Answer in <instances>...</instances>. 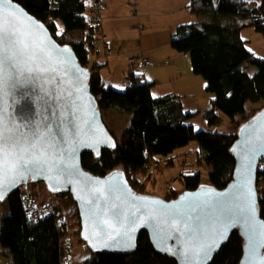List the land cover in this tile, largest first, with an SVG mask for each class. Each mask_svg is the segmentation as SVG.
<instances>
[{"label": "trees", "instance_id": "1", "mask_svg": "<svg viewBox=\"0 0 264 264\" xmlns=\"http://www.w3.org/2000/svg\"><path fill=\"white\" fill-rule=\"evenodd\" d=\"M14 1L44 22L58 43L70 45L80 64L91 71V93L99 103L103 121L116 139L117 146L114 150H103L99 159L85 153L82 164L87 171L106 176L122 170L137 193L150 195L146 179L152 175L154 165L164 161L162 169L174 166L175 160L171 155L196 142L194 164L183 163L187 168L179 180L184 186L183 191L173 190L166 199H175L182 192L196 190L202 185L224 189L233 180L236 161L231 148L237 132L243 123L264 109L263 106L246 110L248 102L264 101V59L250 53L246 48L247 41L242 37L246 27L264 36V1L190 0L188 8L192 13L247 22L184 24L172 34L171 47L180 54L191 55L194 75L206 81V91L213 95L211 108L204 111L203 117L210 125H215L219 119L217 112H222L234 126L237 125L229 134L197 131L188 121L198 113L186 112L176 95L154 97L152 88L155 83L143 82L133 71L127 75L129 81L126 80L125 90L105 87L100 69L106 65L92 63L91 60L98 27L87 15L89 7L99 6L101 0ZM58 21L64 25L63 33L59 32ZM251 67L256 69L255 72L250 71ZM106 111L108 114L105 116ZM126 113L131 114L129 124L118 135L112 130L127 123ZM110 116H116V121L110 122ZM262 164L257 184L264 181V161ZM201 167L208 170L206 181L202 180L198 170ZM41 183L50 196L49 201L40 200L37 192L24 193L21 188L5 202L8 212L0 222V244L3 254L10 257V264H177L174 258L158 253L145 233L141 234L138 249L132 254L92 253L81 240L79 212L72 196L68 193L51 194ZM259 196L264 220V192ZM70 224L76 227L75 237ZM74 242L84 248L76 258L71 252ZM243 249L244 240L240 232H234L211 264H240ZM84 252L87 255H82Z\"/></svg>", "mask_w": 264, "mask_h": 264}, {"label": "water", "instance_id": "2", "mask_svg": "<svg viewBox=\"0 0 264 264\" xmlns=\"http://www.w3.org/2000/svg\"><path fill=\"white\" fill-rule=\"evenodd\" d=\"M0 16L30 47H43L47 63L42 67L57 68L56 73L22 77L0 93V114L19 128V134L29 141L34 132L43 135L37 148L24 154L25 159L33 153L40 156L41 166L5 192L0 205L21 187L43 182L51 194L72 196L81 240L92 253L132 254L145 233L158 253L177 264H211L230 236L240 232L244 240L240 264H264V220L257 189L259 165L264 161V109L240 126L231 148L236 161L233 180L224 189L202 185L172 200L139 194L122 170L98 176L83 167L85 153L99 159L103 150L117 146L91 93L90 69L80 64L70 45L58 43L44 22L14 0H0ZM20 65L37 66L26 57ZM249 188L255 206L251 217L241 211ZM105 220L116 227H98Z\"/></svg>", "mask_w": 264, "mask_h": 264}, {"label": "rangeland", "instance_id": "3", "mask_svg": "<svg viewBox=\"0 0 264 264\" xmlns=\"http://www.w3.org/2000/svg\"><path fill=\"white\" fill-rule=\"evenodd\" d=\"M113 1L111 0V4L113 5ZM115 5L117 8L115 9L118 13L121 12L123 16L131 17L133 15V11L136 13V8L139 10V7L136 5L135 2H130V0H115ZM185 0H144L145 6V14L147 18L145 21H141V27H137L135 25H128L127 19H125L124 24H119L118 28V39H121L123 42H126V47L123 48L125 53L120 51V48H112L113 52L112 55L108 56L111 62L114 63L112 67V74L110 75L107 71H103L101 73V77L105 83L106 88H113L117 91H123L127 88L126 80L129 81L127 75L132 70L138 75L141 80L148 81L149 83H154L151 80L156 77L159 79V85L155 84L152 88L153 96L158 97L161 95L160 93L166 95L170 92L169 87L174 86L182 93L179 100L181 101L182 105L184 106V110L189 113H198L193 119L189 120L188 123L195 126L197 131H207V132H219V133H232L236 127L230 118L224 115L222 112H217L219 119L217 124L210 125L208 121L203 117L204 111H206V106L211 105V101L213 99V95L207 93L206 81L199 76L193 74L192 69V61L190 54H180L176 52L171 47V39H172V29L176 27V25L180 24H199L207 23V22H217L220 24H228V23H235L237 21L240 24H244L247 21L242 19H235L232 21V17H224V18H215L211 14H195L191 13L187 8H185L186 4ZM253 1V0H252ZM260 2L261 0H255ZM104 2V0H103ZM102 2V3H103ZM263 2V1H262ZM260 2V3H262ZM189 3V0H188ZM137 7H136V6ZM119 6V8H118ZM121 8V9H120ZM88 14V13H87ZM139 15V13H137ZM182 22H180L178 19ZM95 26L98 27L97 33L100 30L99 23L101 22V11L100 7L96 6L91 10V18H90ZM59 27V32L63 33L64 25L61 21L57 22ZM176 30V28H175ZM144 33V35H143ZM172 33V34H171ZM143 35V36H141ZM100 37V36H99ZM98 37V38H99ZM102 37V36H101ZM111 37V34H110ZM242 37L244 40L247 41L246 48L247 50L254 54L257 57L264 59V36L253 28L246 27L242 31ZM112 39V37L110 38ZM99 42V39H97ZM96 38L94 43L97 42ZM106 52L107 49L103 48ZM121 59L117 58L120 57ZM139 57L137 60V65L141 66L138 67L131 65L132 60L131 58ZM106 58V57H105ZM164 63L158 65L157 59H163ZM145 59L151 60L153 63L150 65L149 68H142L143 61ZM119 62H118V61ZM129 60V65L131 68L124 73V67L127 66V61ZM131 60V61H130ZM126 61V62H125ZM133 66V67H132ZM157 66L159 73L157 71H153L154 68ZM145 67V66H144ZM172 68V69H171ZM255 68L251 67L250 71L255 72ZM173 72H177L179 76L178 80L174 83H171L170 77L173 75ZM146 74H149L150 78L145 80ZM157 76H152V75ZM182 77V78H181ZM125 82V84H124ZM122 87V88H120ZM168 89L167 91H161L160 89ZM172 91V90H171ZM160 92V93H159ZM179 95V94H178ZM264 106V101L260 103H252L248 102L246 104V110H250L252 108L260 109ZM210 108V107H209ZM200 111V112H198ZM108 112H104L106 116ZM127 117V123L123 126L121 125L118 129L112 130L113 132L120 134L121 130L129 124V119L131 117L130 113L125 114ZM116 116H110L109 121L113 122L116 121ZM118 121V119H117ZM108 122V121H107ZM120 123V122H119ZM110 125V124H108ZM110 129H112L110 127ZM198 144L196 142H191L188 146L176 150L171 157L175 160V165L169 167L167 169H162V164L166 163L164 161L160 162V165L157 163L152 168V175L146 179V187L147 193H151L159 198H167L168 195L172 194L173 190L181 192L184 189L183 184L179 181L180 176L184 174L186 171V167L183 166V163L191 162L194 164L195 157L193 156L195 150L197 149ZM193 151V152H192ZM159 165V166H158ZM196 167V166H195ZM260 168L263 167L262 162L259 165ZM157 168V169H155ZM198 168V167H197ZM195 168V169H197ZM201 172L202 180H208V170L205 167H201L198 169ZM145 178V177H144ZM206 183V182H205ZM35 184L23 186L22 191L27 194H35L36 193L40 200L49 201L50 196L45 192L43 188V184L41 182L38 183H31ZM20 188V189H21ZM258 191L260 195L264 192V181H260L257 184ZM150 194V195H151ZM36 197L38 198V196ZM55 200V198H53ZM8 204L3 203L0 205V222L3 216L6 215L8 212ZM75 228L72 227L70 224V231L72 234L75 233ZM76 234L73 235L75 237ZM71 252L73 253L74 257L76 258L79 256L82 251L84 250L81 246H76L75 242L72 243ZM4 249L0 244V264H10L11 259L10 257H6L4 254ZM82 255H87V253H83Z\"/></svg>", "mask_w": 264, "mask_h": 264}, {"label": "snow or ice", "instance_id": "4", "mask_svg": "<svg viewBox=\"0 0 264 264\" xmlns=\"http://www.w3.org/2000/svg\"><path fill=\"white\" fill-rule=\"evenodd\" d=\"M10 2V0H8ZM41 44L43 41L40 42ZM43 47L34 44L31 47L21 38L19 31L9 24L5 26L4 17L0 16V93L8 86L14 87L21 81V78H33L36 74L56 73L55 67H42L47 60L42 53ZM26 57L27 61L35 63L36 67L21 68L20 59ZM43 140V135L33 133L32 140L29 137L19 134V128L11 122L5 120L0 114V201L5 196V192L10 190L18 180L24 179V174L34 171L42 164L40 156L33 153L31 158L25 159V153L36 149L38 142ZM246 183H248L246 181ZM253 193L249 188L245 195V204L241 211L251 217L255 213V206L252 200ZM117 220L119 217L117 215ZM107 226V220L98 224L101 229ZM249 231H254L249 225ZM117 234H119L117 232ZM223 236V233H220ZM264 235V233H262ZM226 238V237H225Z\"/></svg>", "mask_w": 264, "mask_h": 264}, {"label": "crops", "instance_id": "5", "mask_svg": "<svg viewBox=\"0 0 264 264\" xmlns=\"http://www.w3.org/2000/svg\"><path fill=\"white\" fill-rule=\"evenodd\" d=\"M132 1L136 3V5L139 7V10H137V8H136L135 9L136 10V13L133 11L132 12L133 15H131V17L123 16V14L121 12L118 13L115 10L117 8V6L115 5V2H116L115 0L113 1V5L111 4V0H104V2H103V0H101V3L98 4L99 7H100V11H101V22L99 23V25H100L101 28H100L99 32L96 33V36H95L96 37V40L99 39V42L97 40V42L94 43V45L96 46V48H95L94 53L91 56V60H92V63H97V64L103 65V66L106 65V67H102L100 69V73H102L103 71H107L111 75L112 74V69H113L112 67L114 66V63L111 62L110 59L108 58V56H110L108 54V51L106 50V52H105V50L103 49L104 47H105V49L108 48V49L111 50V55H112V52H113L112 48H114V47L115 48L116 47L117 48H120V51L123 52V54L125 53V50L123 51V48L126 47V45H125L126 42H123L121 39H118V35H117L118 28L120 27L119 24L120 25L122 23L124 24V22H122V21H124L125 19H127V21H129L128 22V25L131 23V25H135L137 27H141L142 24L140 22L141 21H145L146 18H147V15L145 14V11L146 10H145V6H144V3H145L144 0H130V2H132ZM165 1L171 2V0H165ZM248 1H252V0H248ZM253 1L254 2H257L255 0H253ZM262 1H264V0H261L260 2H262ZM184 2L186 4L185 8H187L189 10L188 5L190 4V0H189V3H188V0H185ZM260 2H257V3H260ZM95 7H96V5H94L92 7H89V11H88V14H87L88 17H89V19L91 18V10L93 8H95ZM118 8H119V6H118ZM137 13H139V15ZM180 22H182V21H180ZM180 25H184V24H180ZM180 25H176V27H174L172 29V33L175 31V28H177ZM110 34H111L112 39H110L111 38L110 37ZM143 35H144V33H143ZM143 35H141V36H143ZM117 58H120L121 59V55H120V57H117ZM138 58L139 57H134V58H131V59H138ZM157 60H160V61H157L158 62V65H161V64H163L165 62L164 61V58L163 59H157ZM149 61L151 62V60H149ZM152 64L153 63L151 62V65ZM131 65H133V64H131ZM131 65H129V60H128L127 61V66L124 67V69H123L124 70V73L127 72V70L129 68H131ZM136 65H137V62L133 66H136ZM141 66H138V67H141ZM149 67L150 66H148V67H144L143 66L142 68H149ZM153 71H157L159 73L160 70H158V68L156 66ZM130 72H132V70ZM149 76H150L149 74H146L145 80H148L150 78ZM152 76H157V75L154 74ZM179 76H182V74H179L178 75L177 72H173V75H171V77H170L171 83L176 82L179 79L178 78ZM151 80H157V81H152V82H154L155 84H158L159 85V79H157L156 77H154V79H151ZM148 82H149V80H148ZM124 84H125V82H124ZM120 88H122V87H120ZM169 88H171L170 89V92L167 93L166 95L173 94V95L178 96L179 98H180V96H182V93L179 92V90L177 88H175L174 86L169 87ZM164 90L167 91L168 89H166V88L165 89H160V92L161 91H164ZM160 94L161 95H159V96H164V94H162V93H160ZM209 107L211 108V105L206 106L205 108L209 109ZM198 112H200V111H198Z\"/></svg>", "mask_w": 264, "mask_h": 264}, {"label": "built area", "instance_id": "6", "mask_svg": "<svg viewBox=\"0 0 264 264\" xmlns=\"http://www.w3.org/2000/svg\"><path fill=\"white\" fill-rule=\"evenodd\" d=\"M107 51H108V54L111 55V50L107 48ZM136 62H137V60L136 59H133L131 63L133 65H135ZM143 62H144L143 64H144L145 67H148V66L151 65V62L148 59H145ZM129 85L131 86V83H129ZM70 248H71V246H70Z\"/></svg>", "mask_w": 264, "mask_h": 264}]
</instances>
